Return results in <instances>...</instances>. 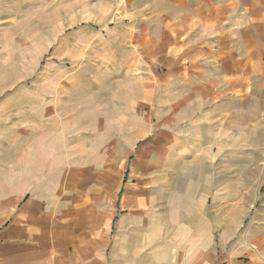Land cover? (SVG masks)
I'll return each instance as SVG.
<instances>
[{
  "label": "crops",
  "instance_id": "1",
  "mask_svg": "<svg viewBox=\"0 0 264 264\" xmlns=\"http://www.w3.org/2000/svg\"><path fill=\"white\" fill-rule=\"evenodd\" d=\"M106 1L117 23L135 27L131 56L157 72L158 96H173L174 111L178 97H188L181 110L187 108L189 121L172 125L165 114L172 105L165 103L156 126L184 130L173 139L159 131L151 143L150 122L140 126L149 131L135 132L132 114L74 122L50 106L48 118L0 130V264H102L109 249L127 257L172 232L179 239L205 235L206 249L195 255L205 253L202 264H215L214 221L233 222L225 216L228 190L244 186L246 174L230 176L231 169L213 168V161L229 158L224 135L243 128L247 105L264 110V0ZM119 125L131 129L120 147ZM93 128L109 131L92 134ZM135 140L146 165L119 171L118 159L133 154ZM162 158L180 166L166 169ZM258 217L264 223V212ZM253 242V249L225 253L224 263L264 264V234L255 232Z\"/></svg>",
  "mask_w": 264,
  "mask_h": 264
},
{
  "label": "rangeland",
  "instance_id": "2",
  "mask_svg": "<svg viewBox=\"0 0 264 264\" xmlns=\"http://www.w3.org/2000/svg\"><path fill=\"white\" fill-rule=\"evenodd\" d=\"M107 5L106 0H0V130H9L22 120L48 118L51 115L46 109L50 106L58 109L56 115L64 110L74 122L94 120L96 115L125 120L126 115L129 119L132 114L135 132L153 131L149 135L151 143L156 141L159 131H170L173 139L174 133L184 130L156 126L165 103L172 105L170 112H164L169 113L172 125L180 127L182 122H188L187 108L181 110V106L188 105V97H178V111H174L173 96H158L157 72L147 64L134 62L131 56L135 27L117 23ZM129 104H134L130 113L125 111ZM255 105H247L246 119L239 123L243 128L231 130V136L224 135L229 143L224 146L229 158L213 161V168L231 169L230 176L244 170L246 174L244 186L229 188V208H223L227 210L226 220L233 222L214 221L211 246L218 250L215 264H225V253L253 249L255 232L264 234V223L258 221L259 212H264V110ZM142 121H149L152 128H141ZM231 123L229 127L237 126ZM93 130L92 134L109 131ZM126 130L131 129L118 126L119 147ZM185 130L190 134L188 126ZM140 142L135 140L138 144L133 154L118 159L119 171L126 166L132 170L146 165L147 160L138 156ZM105 144L108 143L102 146L103 152L109 150ZM152 146L157 152V143ZM215 150L221 148L217 145ZM152 160L157 168L159 158ZM161 160L166 169L180 166V160L174 158ZM210 198L215 205L221 202L216 192ZM190 234L182 233L184 237L179 239V233H165L151 239L148 247L130 249L132 254L127 257L111 255L109 249L101 262L202 264L208 256L195 252L205 251L208 238L196 232Z\"/></svg>",
  "mask_w": 264,
  "mask_h": 264
}]
</instances>
